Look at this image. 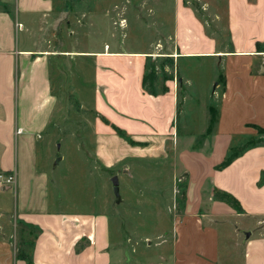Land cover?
Listing matches in <instances>:
<instances>
[{
    "label": "crops",
    "instance_id": "1",
    "mask_svg": "<svg viewBox=\"0 0 264 264\" xmlns=\"http://www.w3.org/2000/svg\"><path fill=\"white\" fill-rule=\"evenodd\" d=\"M2 2L0 173L16 174L12 217L18 218L15 228H20L17 237L6 233L11 220L0 212V264H264V142L218 168L237 136L264 133L260 131L264 129V17L258 22V7L248 8L240 0L235 9L239 16L247 11L258 15L257 20L249 17L247 21L256 27L254 34L251 30L246 36L247 47L181 51L177 44L168 43L163 54L174 71L159 90L158 79L153 89H147L145 82L146 58L154 53L123 51L108 43L103 50L52 49L50 35L57 33L51 25L57 15L55 0ZM198 11L176 2V35L180 28L187 35L193 33L192 18L195 32L207 37L196 17ZM71 53L95 59L100 85L116 107L102 99L106 121L98 114L93 123L95 162L104 170L121 165L130 175L132 166H137L132 162L142 161L148 167L152 162L159 179L166 172L173 176L170 196L160 185L132 189L122 196L119 184L120 202L127 203L118 213L117 230L108 194L103 207L78 214L54 207L50 174L39 164V146L57 103L55 62L60 54ZM181 55L220 58L206 86L210 84L208 92L222 98L221 105L201 103L203 118L197 133L192 120H186L182 130L176 122L181 83L187 86L183 100L188 102L194 95L195 80L180 76L176 69ZM198 136L204 137L201 145L194 144ZM178 164L185 172L186 197L178 190ZM216 191L236 197L241 209L221 200ZM135 195L136 204L129 202ZM149 224L155 229L143 232L141 227ZM155 236L160 240L152 243Z\"/></svg>",
    "mask_w": 264,
    "mask_h": 264
},
{
    "label": "rangeland",
    "instance_id": "2",
    "mask_svg": "<svg viewBox=\"0 0 264 264\" xmlns=\"http://www.w3.org/2000/svg\"><path fill=\"white\" fill-rule=\"evenodd\" d=\"M176 2L181 8L187 6L196 12L199 10L196 17L204 26L208 38L195 32L192 18L189 19V24L193 33L187 35L180 28L176 35ZM203 2L208 3V6L203 5ZM244 3L248 8L258 7L257 11L261 12L260 18L258 19V15H254L253 11L237 15L235 9L238 4L240 5V0H55L57 15L51 25L52 30L55 29L54 32L57 33L50 35V48L83 52L103 50L108 43L113 48L123 51L146 50L154 53L146 58L147 71L156 72L160 83L159 87L156 86L163 90L164 79L172 76L174 71L172 67H168L171 63L170 58L164 55L168 43L177 44L181 51L186 47L191 50L195 48L206 50L208 46L210 50H236L244 44L245 47L248 46L246 36H249L251 30L254 34L256 27L250 26L247 21L249 17L258 19V22L262 21L264 0H244ZM249 3H252V6ZM2 4L0 0V7ZM206 7L209 11L205 10ZM200 9L203 16L199 13ZM73 55L60 54V58L55 62L58 69L54 68L53 88L57 95V103L52 122L44 134L43 143L41 142L39 146V164L50 174V200L54 207H60L68 214H78V211L103 207L108 194L112 200L110 201L112 224L117 230L118 213L124 208L125 201L120 202V197L116 196L112 177L117 175L118 179L120 178L122 196H126L125 193L132 189H135V192L139 187L157 188V185L166 188L170 196L173 176L172 173L166 172V176L163 173L164 177L159 179L152 162L148 163L150 168L142 161L132 162L137 166H132L131 175L125 173L121 165L104 170L95 162L93 123L98 114L100 120L106 121L102 111L104 107L102 99L108 102V97L100 85L102 78L97 77L95 72V59ZM218 60L211 55L207 57L181 55L179 62L176 63L180 76H192L195 80L192 88L194 95L188 98V102L186 99L183 100L187 86L181 83L180 113L176 117V122L180 123V130L183 129L186 120H192L195 125L194 132L199 131L203 118L200 111V107H203L201 103L213 104L216 107L221 105L222 98L219 99L208 92L210 84L206 86V79L208 82L211 80L216 68L213 64L218 63ZM108 104L116 109L112 102ZM212 117L213 120L217 118L215 112ZM211 132L209 130L207 136ZM203 136H198L194 144L197 142L201 145ZM259 139H264V133H258L256 136L241 134L235 138L230 150L251 147ZM206 146L208 147V144ZM60 156L61 161L56 163ZM185 181L184 169L178 164L177 184ZM178 190L181 192L182 188L178 187ZM15 192V184L11 185L10 189L0 187V212L5 213V217L11 220L6 233L16 234L17 237L20 227L15 228V221L18 218L12 217L17 195ZM129 202L136 204L137 196H130ZM153 229L155 227L150 224L141 227L143 232H151ZM159 240L160 237L155 236L152 243Z\"/></svg>",
    "mask_w": 264,
    "mask_h": 264
},
{
    "label": "trees",
    "instance_id": "3",
    "mask_svg": "<svg viewBox=\"0 0 264 264\" xmlns=\"http://www.w3.org/2000/svg\"><path fill=\"white\" fill-rule=\"evenodd\" d=\"M145 82H146V88L147 89H153V87L155 86V83L157 81V74L155 71L151 70V72L146 74L145 77ZM148 82L150 84H148ZM114 129L116 130V132L120 135L125 136L124 132L117 127L116 125H113ZM260 131L264 132V129H261ZM264 140L263 139H259L256 142H254V144H252V146L257 145L259 143H263ZM251 146V147H252ZM249 147V146H248ZM248 147H243L242 149L239 150H233V151H229L228 155L226 156V158L224 159V161L222 162V164H220L218 166L219 169L224 168L226 166H228L236 157H238L243 151H245ZM250 148V147H249ZM178 186L180 188H182V191L179 194H182L183 197H186V188H187V182L185 181L182 184H178ZM217 197H219L221 200H224L226 202H228L229 204H231L233 207H235L236 209H241V205L239 200L232 196L231 194H228L226 192H220V191H216Z\"/></svg>",
    "mask_w": 264,
    "mask_h": 264
},
{
    "label": "built area",
    "instance_id": "4",
    "mask_svg": "<svg viewBox=\"0 0 264 264\" xmlns=\"http://www.w3.org/2000/svg\"><path fill=\"white\" fill-rule=\"evenodd\" d=\"M16 183V174L12 173H0V186L6 187Z\"/></svg>",
    "mask_w": 264,
    "mask_h": 264
},
{
    "label": "water",
    "instance_id": "5",
    "mask_svg": "<svg viewBox=\"0 0 264 264\" xmlns=\"http://www.w3.org/2000/svg\"><path fill=\"white\" fill-rule=\"evenodd\" d=\"M61 159H62L61 156L58 157L57 160H56V163H59L61 161ZM112 183H113V186H114V192H115L116 196L120 197V194H119V184H120V182H119V179H118L117 175L112 177ZM248 235H249V233L246 232V236H248Z\"/></svg>",
    "mask_w": 264,
    "mask_h": 264
},
{
    "label": "bare ground",
    "instance_id": "6",
    "mask_svg": "<svg viewBox=\"0 0 264 264\" xmlns=\"http://www.w3.org/2000/svg\"><path fill=\"white\" fill-rule=\"evenodd\" d=\"M131 55V54H130Z\"/></svg>",
    "mask_w": 264,
    "mask_h": 264
}]
</instances>
